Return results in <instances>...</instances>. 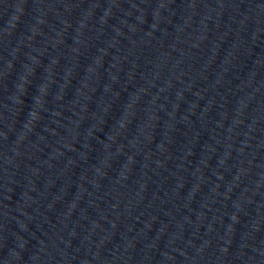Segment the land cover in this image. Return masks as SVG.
<instances>
[{
	"label": "water",
	"instance_id": "water-1",
	"mask_svg": "<svg viewBox=\"0 0 264 264\" xmlns=\"http://www.w3.org/2000/svg\"><path fill=\"white\" fill-rule=\"evenodd\" d=\"M234 264H264V0H259L253 134L247 188Z\"/></svg>",
	"mask_w": 264,
	"mask_h": 264
}]
</instances>
